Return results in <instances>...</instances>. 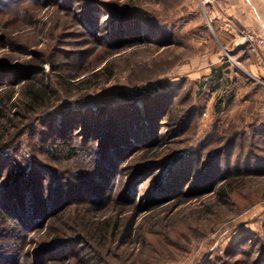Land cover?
<instances>
[{"label":"rangeland","instance_id":"374dc122","mask_svg":"<svg viewBox=\"0 0 264 264\" xmlns=\"http://www.w3.org/2000/svg\"><path fill=\"white\" fill-rule=\"evenodd\" d=\"M0 63V264H264V0H0Z\"/></svg>","mask_w":264,"mask_h":264},{"label":"trees","instance_id":"16d2710c","mask_svg":"<svg viewBox=\"0 0 264 264\" xmlns=\"http://www.w3.org/2000/svg\"><path fill=\"white\" fill-rule=\"evenodd\" d=\"M1 64V63H0ZM1 66V65H0ZM4 68V67H3ZM223 78V73H222V67H218V68H215L213 70V74L211 76V80H221ZM121 95L124 97V99H131L132 98V95H130L129 93H126V92H121ZM34 96L35 98H38L40 96H42L41 93L37 92V93H34ZM134 97V96H133ZM224 100L222 99H219V103H216L217 106L221 105V104H224L225 106H228L230 105V103L232 102V99L231 98H228L227 100ZM1 110V109H0ZM5 144V143H3ZM61 150L62 151H67V153L69 155H73L75 153V146H72L70 144H64L62 145L61 147ZM0 219H3V220H9V215L6 211H0Z\"/></svg>","mask_w":264,"mask_h":264}]
</instances>
